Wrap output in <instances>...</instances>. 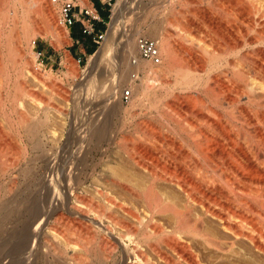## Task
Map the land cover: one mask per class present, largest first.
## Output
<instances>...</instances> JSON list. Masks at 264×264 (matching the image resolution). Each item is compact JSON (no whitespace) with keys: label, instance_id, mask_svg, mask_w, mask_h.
<instances>
[{"label":"bare ground","instance_id":"6f19581e","mask_svg":"<svg viewBox=\"0 0 264 264\" xmlns=\"http://www.w3.org/2000/svg\"><path fill=\"white\" fill-rule=\"evenodd\" d=\"M121 1L72 96L37 66L28 32L23 45L3 34L8 14L19 16L14 8L1 17L0 0V115L21 112L18 125H0V264H31L32 247L51 241L74 250L65 259L54 245L59 264H87L76 249L114 264L119 252L122 264H264V0H215L217 12L202 8L208 0H148L181 16L168 23L186 41L176 53L153 33L160 66L138 56L140 36L126 37L120 62L113 55ZM31 4L24 28L41 20L37 35L65 36L50 0ZM92 91L102 94L94 103ZM149 103L162 107L165 130L143 123V140L125 136V121L115 130L116 118ZM68 107L65 139L58 125L69 127Z\"/></svg>","mask_w":264,"mask_h":264},{"label":"rangeland","instance_id":"374dc122","mask_svg":"<svg viewBox=\"0 0 264 264\" xmlns=\"http://www.w3.org/2000/svg\"><path fill=\"white\" fill-rule=\"evenodd\" d=\"M3 1H5L4 3H3ZM27 1V2H26ZM83 1V2H82ZM88 1V2H87ZM215 0H208L204 5H202V8H209L210 10H212V12H213V9H214V11H216L217 12V10H216V8H215V4L217 3L216 1V3L214 2ZM30 2V3H29ZM118 2H119V0H117L116 1V3L115 4H113V8H111V11L109 12V18L106 20V25H107V36H108V33H109V31H110V24H111V22H112V19H113V14H115V12H116V10H117V4H118ZM121 2H123L125 5H124V7H125V10H128V11H126L125 12V10H124V14H125V20L123 19V21L124 22H122L121 23V25H120V29H119V31L116 33V39H115V48H114V52H113V55L116 57V59H118L119 60V62H120V60H122L124 57H122L123 55H124V52H123V50H124V43H126V37H128V35L130 36V35H132V36H137L136 37V39L137 38H139V36L140 37H147V38H150V39H153L152 38V34L153 33H155L156 31H159L161 34H162V36L164 37V39H165V42H167L169 45H171V47H172V49L174 50V51H176V53H177V50H178V52L179 53H181V51L183 50L182 48H183V45H184V43L186 42V41H184L181 37H179V35L177 36V31L178 30H175L173 27H172V25H170L169 23H168V21H171V19H173V18H175L176 16L174 15V13L172 12L171 13V11L169 12H165V11H162V10H160V11H152V9H151V5H149V1L148 0H125V1H121ZM128 2V3H127ZM136 2V3H135ZM140 2V3H139ZM141 2H143V5H141ZM78 3H79V5L80 6H82V7H91V4H90V0H78ZM144 3H146V4H144ZM214 5H213V4ZM128 4V5H127ZM130 4V5H129ZM134 6H133V5ZM212 4V5H211ZM147 5V6H146ZM4 6V7H3ZM131 6V7H130ZM144 6V7H143ZM146 6V7H145ZM190 7L189 8H192V5H189ZM3 7V8H2ZM33 6H32V4H31V0L29 1V0H2V4H1V8H2V14H1V17H3V18H7L8 17V21H6L5 22V24H2L1 25V29H3L4 30V32H3V34L5 35V36H9V34L10 33H12V34H10V36L9 37H7L8 39H10V37L12 38L11 40H12V42H11V40H9L11 43H14L15 45H17L18 43L19 44H21L22 43V45L23 44H25L26 43V36H27V32L29 33V37H30V39L31 40H33V41H35L36 40V46H35V48H34V51L36 52V64H37V66H39L40 67V69H42V71L43 72H47V73H45V74H49V72L50 73H52V74H50V75H52L53 76V78L54 79H56V81L59 83V86L60 87H62L63 89L65 88V90H67V91H69L70 93H71V95L73 96L74 95V93H75V91L77 90V88H79V86H80V84H82L83 82H82V78H83V76H84V74H86L87 73V70H88V67H89V65H90V60H91V58L94 56V55H96L98 52H99V50L100 49H102L104 46H105V44H106V39H107V36H106V39H105V41L101 44V45H99V46H96V50H95V52L93 53V54H91V55H88L87 56V59H84L83 60V62L81 63V64H79L78 62H77V57H75V56H73L74 55V51H73V49H75L73 46H72V44H73V41H72V30H71V28L70 29H68V28H66L65 26H62L61 24H60V27H62L61 29H63V32L65 33V36H59V37H54L55 36V33L53 34L50 30H48V33H46V34H48V35H46L47 36V38H46V36L43 38V37H41V36H39V35H37V30H38V28L39 27H42L43 26V28H44V24H43V22L41 21V20H37L38 22H36V24L35 25H30L29 26V28H24L23 27V24L24 23H22V21H25V20H22V17H24L23 19H25L27 16L26 15H28L29 13H31L32 11H34L33 9L31 10V8H32ZM129 7V8H128ZM149 7H150V9H149ZM14 8H16V10L18 11V16H19V18H18V16H17V20H15L14 19V17L11 15V13L10 14H8V16L6 15V13L5 12H7V10H10V12H11V10H14ZM57 8V9H56ZM131 8H136V10H134L133 12H130V9ZM55 9H56V14H57V18H59L58 19V21L60 20V9H59V7L58 6H56L55 7ZM208 9V10H209ZM30 10V11H29ZM58 10V11H57ZM115 10V11H114ZM149 10V11H148ZM29 11V12H28ZM136 11V12H135ZM147 14H146V13ZM155 12V13H154ZM28 13V14H27ZM130 13V14H129ZM145 13V14H144ZM6 15L5 17H4V15ZM11 15V16H10ZM128 16V17H127ZM153 16V17H152ZM187 16V15H186ZM189 16V15H188ZM140 17V18H139ZM177 17H181V16H177ZM176 17V18H177ZM190 17V16H189ZM148 18V19H147ZM146 19H147V21H146ZM170 19V20H169ZM6 20V19H5ZM4 23V22H3ZM14 23V24H13ZM41 23V24H40ZM60 23V22H59ZM156 23H157V25H160V26H157L156 25ZM16 25V26H15ZM153 25H155V26H153ZM149 26V27H148ZM4 27V28H3ZM14 27V28H13ZM16 27V28H15ZM34 27L35 28H37V29H34ZM156 27H157V29H156ZM6 28V29H5ZM23 29H27L26 30V35H25V30L23 31ZM29 29V30H28ZM2 30V31H3ZM12 30V31H11ZM148 30V31H147ZM22 31L24 32L23 34H22ZM34 31V32H33ZM50 31V32H49ZM14 33V34H13ZM18 34V36H17V34ZM138 33H140V34H142V35H139ZM7 34V35H6ZM19 34H20V36H19ZM52 34H53V37H52ZM138 34V35H137ZM16 35V37H18V38H14V36ZM36 35V36H35ZM145 35V36H144ZM35 36V37H34ZM172 36V37H171ZM21 39H20V38ZM34 38V39H33ZM46 38V39H45ZM63 40H62V39ZM16 39V40H15ZM55 39V40H54ZM60 39H61V41H60ZM65 39V40H64ZM182 39V40H181ZM59 40V41H58ZM154 40V39H153ZM6 41H7V39H6ZM16 41V42H15ZM155 41V40H154ZM183 42V45H182V48H180L181 47V44H182V42ZM59 42V44L60 45H58L57 43ZM14 44H10V45H12V48L14 47L13 45ZM55 44V45H54ZM176 44V45H175ZM186 44V43H185ZM104 45V46H103ZM59 46V47H58ZM16 47V46H15ZM14 47V48H15ZM179 48H180V50H179ZM183 52V51H182ZM178 53V54H179ZM123 54V55H122ZM138 56H139V51H138ZM181 54H183V53H181ZM181 54H179V58L181 59H183V57L185 58V57H187V55L184 53V55H182L181 56ZM162 57V56H161ZM27 58H29V56H27ZM162 59H163V57H162ZM135 61V60H134ZM163 61V60H162ZM165 62V61H164ZM163 62V63H164ZM166 64L168 63V62H165ZM109 64H111V63H108V65H107V63H106V66L105 65H103L102 66V68L99 70V74L101 73V70L104 68V69H106V71H107V68H109ZM161 65H163V64H161ZM105 66V67H104ZM160 66V65H159ZM107 67V68H106ZM74 69V71H72ZM73 72H75V73H73ZM147 74V72H144V71H142V73L140 72V77H144L145 75ZM74 76H76V77H74ZM28 79H29V81H28ZM15 81V83L17 82L16 80H14ZM13 81V82H14ZM26 81V80H25ZM27 83L26 84H28L29 85V87H30V89H32V90H37V91H39V92H42L44 95H45V97L46 96H48L50 99L52 98V100H54L53 98V95H52V92H51V90L50 89H46V90H41L40 88H39V86H37V87H34V86H36V83H34L33 81H31V79L30 78H27V81H26ZM32 83V84H31ZM137 83H139V81H137L136 80V84ZM14 84V83H13ZM73 85V86H72ZM14 86V85H13ZM32 87H34V88H32ZM36 88V89H35ZM119 88H120V90H121V92L122 91H127V90H129V85H125V83H123V82H121V86H119ZM122 88H123V90H122ZM78 92H81V91H78ZM94 92H95V95L96 96H93L94 95ZM120 91H119V96H120V93H121ZM81 94H83V91L81 92ZM159 94H161V93H158V95ZM92 95V96H91ZM91 95H90V100L92 101V100H98V98H100V96H102V94L100 95L99 93H97L96 91H92L91 92ZM98 95V96H97ZM82 96H84V94L83 95H79L78 96V101H79V103H81L80 101H82V99L84 98V97H81ZM48 97H46L47 99H48V101L50 102V101H52V100H50ZM79 98H80V100H79ZM93 98V99H92ZM95 100H94V102H95ZM100 100V99H99ZM93 101L91 102V103H94ZM129 102V101H128ZM128 102H124L123 103V100H122V104H124L125 106H127L128 107ZM146 105V104H145ZM150 105V103L148 104V105H146V107L144 106V107H137V108H134V109H132L131 110V112H132V114H131V116H134V117H131V116H121V117H119V118H116L113 122H114V126L116 127L115 128V130L117 129V126H119L121 123V125H122V127L124 126L123 125V123H124V121H125V123L124 124H126L125 125V136H127L128 137V139L129 138H131L132 140H137V139H141V137H140V133H141V124H143V123H146V124H152L154 127L156 126V127H158V128H160V129H162V130H165V128H166V124H165V120L163 119V117H162V107H159V110H156V109H153L154 107H151V106H149ZM95 107H98L97 105H95ZM35 107H31L30 109H31V111H29V112H33V110H34V112L33 113H35V109H34ZM66 108V107H65ZM78 110L81 108V107H76ZM89 108H91V107H89ZM88 107H87V109H89ZM29 108H28V110H30ZM68 109V112L70 111V115H69V119H67V122L66 123H68L69 124V127L68 126H65V125H63L62 123H60L59 125H58V130L60 131V133H62L63 134V137L65 138V137H67L66 135L68 134V130L70 129V124H71V121H70V116L71 115H73V112L75 111V107H68L67 108ZM12 110V109H11ZM97 110V109H96ZM19 111V112H18ZM18 111H15V112H13V113H10V117H8V118H1L2 116L0 115V125L1 126H3V128L5 129V127H6V130L8 131L9 129H8V125L10 126V125H12V124H15V125H18L19 124V122H18V119H19V115L17 114V112L18 113H21L20 112V110H18ZM30 113V114H31ZM32 113V114H33ZM161 113V114H160ZM15 114H16V116H15ZM13 115V116H12ZM10 118V119H9ZM15 118V119H14ZM121 118V119H120ZM13 119V120H12ZM119 121H118V120ZM7 120V121H6ZM14 122V123H12V122ZM60 121V120H59ZM116 121V122H115ZM147 121V122H146ZM16 122V123H15ZM18 123V124H17ZM120 123V124H119ZM162 124V125H161ZM61 125H63L64 127L62 128V126ZM162 127V128H161ZM122 135H120V137H121ZM63 138V139H64ZM66 139V138H65ZM141 140H143V139H141ZM117 152V151H116ZM117 156V155H116ZM126 164H128V163H125V165H123L124 167V171H128L129 173H130V175H134V174H136V171L135 170H133V169H131V168H129V167H131V165H126ZM128 167V168H125V167ZM118 168V172H120L119 170V167H117ZM126 169H128V170H126ZM131 170H133V171H135V173L133 172V171H131ZM116 172H117V170H115ZM133 174H132V173ZM128 173V174H129ZM137 175H139L140 174V172H138L137 171ZM168 191L169 192H171L172 190L171 189H168ZM141 206L142 205H139V207L141 208ZM47 231H45V232H48V230H49V228H47L46 229ZM52 242V241H51ZM50 242V243H51ZM56 243V244H54V243ZM51 244L50 243H48V245L50 246L49 247V249H45V247H40V248H36L35 246H33L32 248H34L33 249V252L32 253H35V255L34 254H32L31 256L33 257V259H30V260H32L31 261V264L32 263H34V264H59L58 263V261H57V259L55 260V258H58L57 257V255H55V253L58 251V250H62V252L64 251L65 252V250L69 253V254H67V252H66V254L65 255H63V258H67V259H70L72 256H70V255H74V250H70V248H67L64 244H62V243H59V242H55V241H53ZM35 242H34V240H33V244H34ZM57 243L59 244L58 246H57ZM61 244V245H60ZM43 245H45V243L42 241L41 242V246H43ZM52 245H53V248H52ZM54 245H55V247L56 248H58V250L56 249H54ZM64 247H63V246ZM47 246V245H46ZM66 247V248H65ZM47 248V247H46ZM59 248H61V249H59ZM65 248V249H64ZM45 249V250H44ZM54 250V251H56L55 253H54V251H52V250ZM72 249V248H71ZM47 250V251H46ZM77 250V251H76ZM75 250V252H76V254H75V256H77V257H81L82 256V259H85L86 260V263L88 262V263H90V262H92V263H95V264H101L102 262L100 261V259L98 258L99 256H100V252L98 253V251L96 250L95 252H91V254H90V252L89 253H85V252H83V251H81L80 249V252H79V250L78 249H76ZM34 251H36V252H34ZM38 251V252H37ZM42 251V253H40ZM45 251V252H44ZM50 253H49V252ZM46 252H48V254L46 253ZM53 252V253H52ZM83 252V253H82ZM51 253H52V255H51ZM82 253V254H81ZM40 254V255H39ZM45 254H46V256H45ZM79 254V255H78ZM95 254V255H94ZM36 255H38V256H36ZM55 255V256H54ZM67 255H69L68 257H67ZM89 255V256H88ZM122 255H121V252H119L118 254H117V257H116V260L118 261V264H122L121 263V257ZM31 257V258H32ZM85 257V258H84ZM110 257H112V256H110ZM35 258V259H34ZM65 258V259H66ZM88 258V259H87ZM54 259V260H53ZM91 259V260H90ZM99 259V260H98ZM34 260V261H33ZM36 260V261H35ZM45 260V261H44ZM48 262H47V261ZM84 260V261H85ZM54 261V262H53ZM36 262V263H35ZM87 263V264H88ZM91 263V264H92ZM115 262L114 261H112V262H103L102 264H114ZM117 264V263H116Z\"/></svg>","mask_w":264,"mask_h":264},{"label":"built area","instance_id":"2783aa9c","mask_svg":"<svg viewBox=\"0 0 264 264\" xmlns=\"http://www.w3.org/2000/svg\"><path fill=\"white\" fill-rule=\"evenodd\" d=\"M60 9V24L70 29L77 23L81 25V34L85 39H90L95 46L101 45L107 36V31L98 29L97 24H107L99 15L95 7H82L78 0H50ZM117 0H100L102 5L111 11ZM139 57L145 61H151L155 65L162 64V57L156 41L147 37L138 40ZM87 57H78L77 62L81 64ZM135 63V61H134ZM131 91L127 90L123 96V102H128Z\"/></svg>","mask_w":264,"mask_h":264},{"label":"crops","instance_id":"0c3cea01","mask_svg":"<svg viewBox=\"0 0 264 264\" xmlns=\"http://www.w3.org/2000/svg\"><path fill=\"white\" fill-rule=\"evenodd\" d=\"M90 4L97 9L99 12L100 17L106 22V20L110 17L109 11L106 7L102 5L100 0H90ZM97 27L101 31H107V25L98 23ZM72 30V46L75 48L73 49L75 57H87L91 55L93 50L95 49V45H93L90 39H85L81 34V25L77 23L74 27L71 28Z\"/></svg>","mask_w":264,"mask_h":264},{"label":"trees","instance_id":"16d2710c","mask_svg":"<svg viewBox=\"0 0 264 264\" xmlns=\"http://www.w3.org/2000/svg\"><path fill=\"white\" fill-rule=\"evenodd\" d=\"M95 50H96V47H95V49L93 50V52L91 54H93L95 52Z\"/></svg>","mask_w":264,"mask_h":264}]
</instances>
